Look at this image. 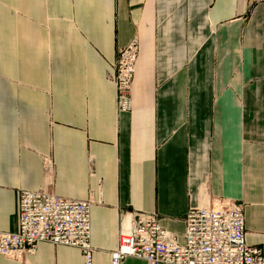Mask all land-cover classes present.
<instances>
[{
	"label": "crops",
	"instance_id": "obj_1",
	"mask_svg": "<svg viewBox=\"0 0 264 264\" xmlns=\"http://www.w3.org/2000/svg\"><path fill=\"white\" fill-rule=\"evenodd\" d=\"M133 39L119 112L109 76ZM19 190L89 202L92 264L137 215L183 244L187 211L225 202L263 246L264 0H0V232ZM0 264L84 263L41 242Z\"/></svg>",
	"mask_w": 264,
	"mask_h": 264
},
{
	"label": "built area",
	"instance_id": "obj_2",
	"mask_svg": "<svg viewBox=\"0 0 264 264\" xmlns=\"http://www.w3.org/2000/svg\"><path fill=\"white\" fill-rule=\"evenodd\" d=\"M139 57V43L130 41L118 50L113 74L117 111L132 109L131 87ZM89 202L46 191L19 190L17 229L0 232V255L18 259L35 251L41 242L80 250L84 264H92ZM184 243L179 244L158 226L154 216L137 215L128 231L118 234L110 253L111 264L126 258L146 264H264V245L245 241L243 205L221 203L217 208L189 209L184 217Z\"/></svg>",
	"mask_w": 264,
	"mask_h": 264
}]
</instances>
